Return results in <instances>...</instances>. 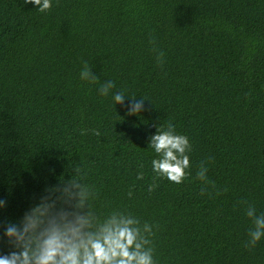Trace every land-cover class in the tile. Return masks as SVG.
<instances>
[{"label":"trees","instance_id":"obj_1","mask_svg":"<svg viewBox=\"0 0 264 264\" xmlns=\"http://www.w3.org/2000/svg\"><path fill=\"white\" fill-rule=\"evenodd\" d=\"M107 80L146 110L101 96ZM169 122L192 144L180 184L151 170L148 136ZM70 166L101 215L154 225L157 264H264L246 215L264 213V0H0L2 222Z\"/></svg>","mask_w":264,"mask_h":264},{"label":"clouds","instance_id":"obj_2","mask_svg":"<svg viewBox=\"0 0 264 264\" xmlns=\"http://www.w3.org/2000/svg\"><path fill=\"white\" fill-rule=\"evenodd\" d=\"M26 3L44 12L52 7L53 0ZM80 77L97 79L87 67ZM98 92L101 96L111 95L115 106H123L128 115L146 110V97L126 94L113 80L104 81ZM158 125L147 139V147L154 153L150 161L153 179L180 184L190 174V138L171 122L166 127ZM92 131L99 135L98 130ZM206 172L201 165L197 177L207 181ZM65 173L30 193L18 213L11 214L15 219L7 223L2 221L9 202L0 197V264H157L151 240L153 224L126 210L114 209L101 215L93 205L95 194L85 182V174L71 166ZM143 176L139 171L136 178ZM155 186L149 184L148 191ZM132 194L131 190L127 193L129 197ZM246 215L254 225L249 229L248 244L255 245L264 237V213L250 205Z\"/></svg>","mask_w":264,"mask_h":264}]
</instances>
